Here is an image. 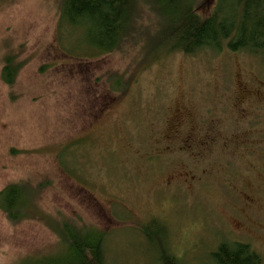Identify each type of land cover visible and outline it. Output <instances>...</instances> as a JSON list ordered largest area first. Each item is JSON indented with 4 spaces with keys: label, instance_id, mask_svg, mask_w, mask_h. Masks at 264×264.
I'll return each instance as SVG.
<instances>
[{
    "label": "rangeland",
    "instance_id": "obj_1",
    "mask_svg": "<svg viewBox=\"0 0 264 264\" xmlns=\"http://www.w3.org/2000/svg\"><path fill=\"white\" fill-rule=\"evenodd\" d=\"M60 11L61 0H0V191L22 182L42 211L13 223L0 208V264L63 254V221L105 232L107 264H160L163 248L213 264L222 242L264 262V55L147 56L158 18L140 5L121 48L90 59ZM6 54L21 65L13 86Z\"/></svg>",
    "mask_w": 264,
    "mask_h": 264
},
{
    "label": "trees",
    "instance_id": "obj_2",
    "mask_svg": "<svg viewBox=\"0 0 264 264\" xmlns=\"http://www.w3.org/2000/svg\"><path fill=\"white\" fill-rule=\"evenodd\" d=\"M198 1L61 0L59 27L77 35L75 46L85 56L97 58L121 48L132 33L139 6L144 5L158 18L156 30L145 44L147 56L173 51L194 55L202 50L221 52L225 48L264 55V0H217L206 16L198 12ZM3 63L2 79L13 86L21 65L11 54L4 56ZM107 81L112 90L125 91L126 83L121 77L110 74ZM38 195L22 182L9 184L0 191V208L13 223L40 217ZM54 224L65 252L25 260L22 264H107L105 232L79 228L70 221ZM154 227L152 222L143 227L149 240L155 233ZM160 253V264H181L166 249ZM211 258L213 264H264L261 255L243 242H222Z\"/></svg>",
    "mask_w": 264,
    "mask_h": 264
}]
</instances>
